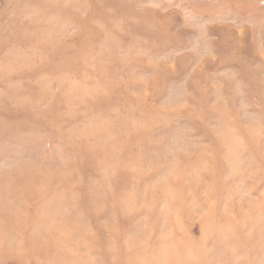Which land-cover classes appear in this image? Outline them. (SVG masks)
<instances>
[{
	"label": "rangeland",
	"instance_id": "1",
	"mask_svg": "<svg viewBox=\"0 0 264 264\" xmlns=\"http://www.w3.org/2000/svg\"><path fill=\"white\" fill-rule=\"evenodd\" d=\"M0 264H264V0H0Z\"/></svg>",
	"mask_w": 264,
	"mask_h": 264
},
{
	"label": "bare ground",
	"instance_id": "2",
	"mask_svg": "<svg viewBox=\"0 0 264 264\" xmlns=\"http://www.w3.org/2000/svg\"><path fill=\"white\" fill-rule=\"evenodd\" d=\"M116 11V10H115ZM127 14V13H126ZM93 16V15H92ZM44 70V69H43ZM46 70V69H45ZM21 81V80H20ZM14 125V124H13Z\"/></svg>",
	"mask_w": 264,
	"mask_h": 264
}]
</instances>
